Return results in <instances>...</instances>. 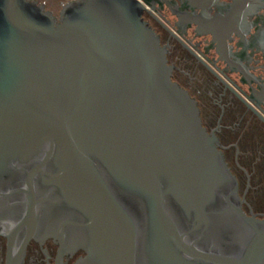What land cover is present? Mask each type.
I'll use <instances>...</instances> for the list:
<instances>
[{
    "label": "water",
    "instance_id": "obj_1",
    "mask_svg": "<svg viewBox=\"0 0 264 264\" xmlns=\"http://www.w3.org/2000/svg\"><path fill=\"white\" fill-rule=\"evenodd\" d=\"M233 1L178 0L165 29L253 104L264 4ZM255 5L253 30L211 25L219 10ZM154 10L74 0L57 18L34 0H0V236L18 264L32 240L83 252L75 264H264V220L242 211L218 139L173 81L143 18Z\"/></svg>",
    "mask_w": 264,
    "mask_h": 264
},
{
    "label": "flooded vegetation",
    "instance_id": "obj_2",
    "mask_svg": "<svg viewBox=\"0 0 264 264\" xmlns=\"http://www.w3.org/2000/svg\"><path fill=\"white\" fill-rule=\"evenodd\" d=\"M34 1L58 18L63 6L74 0ZM147 1L155 10L151 12L152 14L145 13L143 18L160 37L161 44L168 47V64L176 67L172 75L173 81L196 100L203 127L218 139L219 150L236 180L242 211L247 216L264 220V84L252 85V90H255L251 96L253 104H249L243 98L242 92L247 91L246 87L236 84L229 89L217 84L167 31L172 30L176 22L173 14L177 11L178 0ZM235 1L240 4L238 0L233 2ZM257 1L260 7L264 4V0H253L255 3ZM224 2L230 3L229 0ZM256 5L252 8L250 6L247 10L232 6L225 13L219 10L217 15L216 10H213L210 16L215 17H212L211 25L216 28L217 24H222L226 20L233 23L230 28L242 32L252 29L254 23L257 26V22L261 20L254 15L264 16L261 9L253 15L252 10L257 7ZM197 14H200V11H197ZM249 14L254 17L249 18ZM242 16H246L245 22L241 21ZM200 18L205 19L203 16ZM187 20L190 19L187 18L185 23ZM190 34L191 32L187 39ZM253 43L258 53L249 57L251 65L264 69V34L261 31ZM7 246L6 238L0 236V264H18L16 257L13 256L18 248L12 249L11 257ZM83 256L84 253L81 251L72 255H62L52 240L44 242L32 240L27 244L20 264H75Z\"/></svg>",
    "mask_w": 264,
    "mask_h": 264
}]
</instances>
